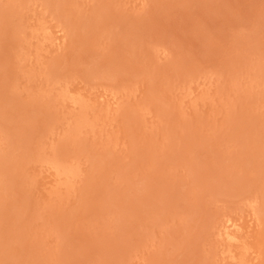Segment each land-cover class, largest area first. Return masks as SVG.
Instances as JSON below:
<instances>
[{"label": "rangeland", "instance_id": "obj_1", "mask_svg": "<svg viewBox=\"0 0 264 264\" xmlns=\"http://www.w3.org/2000/svg\"><path fill=\"white\" fill-rule=\"evenodd\" d=\"M0 264H264V0H0Z\"/></svg>", "mask_w": 264, "mask_h": 264}]
</instances>
